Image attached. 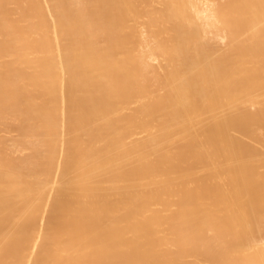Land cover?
Listing matches in <instances>:
<instances>
[{
	"label": "bare ground",
	"instance_id": "obj_1",
	"mask_svg": "<svg viewBox=\"0 0 264 264\" xmlns=\"http://www.w3.org/2000/svg\"><path fill=\"white\" fill-rule=\"evenodd\" d=\"M263 123L264 0H0V264H264Z\"/></svg>",
	"mask_w": 264,
	"mask_h": 264
},
{
	"label": "rangeland",
	"instance_id": "obj_2",
	"mask_svg": "<svg viewBox=\"0 0 264 264\" xmlns=\"http://www.w3.org/2000/svg\"><path fill=\"white\" fill-rule=\"evenodd\" d=\"M152 88H154V85L150 87V89H152ZM261 126H262L263 131H264V123ZM1 127L3 129H5L6 131H9L10 133L21 132V128L18 124L7 122V123L2 124ZM252 140H253V143H255L256 147L255 148H246V149H244V152H247L249 150L250 153L253 155H260L262 153V151H264V137H259V136L254 135L252 137Z\"/></svg>",
	"mask_w": 264,
	"mask_h": 264
}]
</instances>
